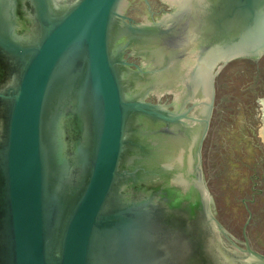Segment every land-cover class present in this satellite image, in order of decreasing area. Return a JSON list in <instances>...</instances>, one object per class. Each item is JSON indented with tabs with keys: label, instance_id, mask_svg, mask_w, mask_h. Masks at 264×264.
Returning a JSON list of instances; mask_svg holds the SVG:
<instances>
[{
	"label": "water",
	"instance_id": "95a60500",
	"mask_svg": "<svg viewBox=\"0 0 264 264\" xmlns=\"http://www.w3.org/2000/svg\"><path fill=\"white\" fill-rule=\"evenodd\" d=\"M27 1L26 33L0 15V264H264V60L220 72L264 55V0H168L136 69L123 0Z\"/></svg>",
	"mask_w": 264,
	"mask_h": 264
},
{
	"label": "flooded vegetation",
	"instance_id": "af4514ba",
	"mask_svg": "<svg viewBox=\"0 0 264 264\" xmlns=\"http://www.w3.org/2000/svg\"><path fill=\"white\" fill-rule=\"evenodd\" d=\"M174 7H176V4H172L168 0H123L122 1L119 7V14L122 16V18L120 19L121 20L120 24L116 25L114 34L117 40L116 44L120 46V51L123 52V56H122L123 59L126 62L130 63L129 67H131L132 69H136V64H141L143 58L145 57V54L150 56V54L147 51L143 50L138 46V44L136 45L135 43L133 35L137 32L136 26H139V24L143 23L146 20H149L151 22L157 21L159 18L162 17L163 14L171 12L174 9ZM0 8L2 9L0 15L4 14L5 20L9 27L15 28L16 31L19 33L27 32L28 25L30 22L29 21L30 18L28 17L27 14V10L30 8V4L28 3L27 0L25 1L0 0ZM122 26H125L127 30L122 31L121 29ZM150 36L151 35H149L146 38H149ZM263 60H264V55L258 59L250 58V57L234 58L231 61H229L220 72L227 69L229 66L235 65L236 63H243L248 67L258 66L262 64ZM18 69H19V65H17L16 62H14L13 55L0 46V88L5 84H7L11 80L14 74L18 73ZM219 76L220 74H218L217 79ZM217 79H216V90H217ZM259 104H261V108H260L261 118L264 123V110H263L262 100L261 102H259ZM253 145L260 149L259 147L260 145H258L257 143H253ZM203 147H204V143H203ZM202 157H203V150H202ZM262 162L263 159H260V162L258 161L257 165H260ZM263 195H264L263 178L261 174H259L257 168H253V173L250 178L249 194L241 199V202L244 205L247 213L245 221L249 216L247 206L250 208L252 212V217L250 219L247 228L248 235L250 233V226L254 227L257 223L256 213L253 210V207L259 204L260 199L263 197ZM244 199H248V200L244 201ZM253 247L257 249L254 245ZM257 250L264 253L259 249Z\"/></svg>",
	"mask_w": 264,
	"mask_h": 264
},
{
	"label": "rangeland",
	"instance_id": "374dc122",
	"mask_svg": "<svg viewBox=\"0 0 264 264\" xmlns=\"http://www.w3.org/2000/svg\"><path fill=\"white\" fill-rule=\"evenodd\" d=\"M262 97L264 100V92L262 93ZM260 108H261V104H259V110H260ZM260 119H261V127H262V136H263V141H264V132H263L264 123H263L262 118H261V111H260Z\"/></svg>",
	"mask_w": 264,
	"mask_h": 264
},
{
	"label": "trees",
	"instance_id": "16d2710c",
	"mask_svg": "<svg viewBox=\"0 0 264 264\" xmlns=\"http://www.w3.org/2000/svg\"><path fill=\"white\" fill-rule=\"evenodd\" d=\"M252 146H253L255 149H258V148H257V147H255L254 145H252ZM251 227H252V226H250V230H251Z\"/></svg>",
	"mask_w": 264,
	"mask_h": 264
}]
</instances>
